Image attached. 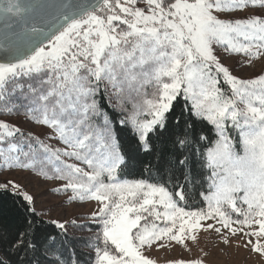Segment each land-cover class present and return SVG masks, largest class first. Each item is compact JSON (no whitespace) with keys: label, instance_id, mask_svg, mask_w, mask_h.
Wrapping results in <instances>:
<instances>
[{"label":"snow or ice","instance_id":"6c2138e0","mask_svg":"<svg viewBox=\"0 0 264 264\" xmlns=\"http://www.w3.org/2000/svg\"><path fill=\"white\" fill-rule=\"evenodd\" d=\"M245 11L253 14L220 15ZM221 47L249 63L264 57V0H0V112L22 111L63 145L0 121V159L6 168L65 181L56 191L71 190L70 202L98 203L92 264H154L145 247L195 241L209 219L233 235L264 237V74L233 75L216 55ZM101 91L134 137L127 152L101 107ZM179 98L189 119L181 112L170 123ZM197 120L212 126L215 139L197 130ZM165 137L173 151L161 153L157 174L179 169L193 184L198 165L208 182L201 192L207 211L181 206L183 186L172 191L159 180L126 178L137 152L154 153V141ZM9 186L33 205L14 181L0 189ZM51 223L60 234L43 238L45 264H78L62 259L72 245L65 224ZM254 225L258 230L244 231ZM14 246L39 250L32 222ZM253 251L264 255V245L257 241Z\"/></svg>","mask_w":264,"mask_h":264},{"label":"rangeland","instance_id":"374dc122","mask_svg":"<svg viewBox=\"0 0 264 264\" xmlns=\"http://www.w3.org/2000/svg\"><path fill=\"white\" fill-rule=\"evenodd\" d=\"M250 14L253 13L245 11L220 15L221 18H242ZM216 55L238 78L254 79L264 74V57L249 63L248 58L243 53H229L222 47L216 49ZM220 86L225 90L228 89V85L224 84L222 79ZM0 121L21 128L25 134L32 133L55 147H63L58 140L48 139V136L52 135L50 129L35 124L27 117H6L0 118ZM46 171L49 176L53 175L51 170L46 169ZM9 181H14L20 185L23 192L33 197L34 209L44 218L59 221L65 225L72 222L97 224L93 220L92 214L97 211L98 203L96 201L81 202L78 199L70 202L68 197L71 195V190L67 192L56 191L63 188L65 184L63 180L45 179L44 176L31 169H9L3 165V161L0 159V184H6ZM8 190H11L10 186ZM204 211H207V204ZM228 211L231 212L230 209ZM231 215L234 220L242 219L234 213ZM208 225H213V228L208 229ZM216 227H221L216 219L204 220L201 222V228L194 233L196 235L195 241L185 239L183 244H177L174 241H160L151 247H145L143 253L147 258L154 261V264H179V262L194 264L195 261H200L201 264H264V255L253 251V245L257 241L264 245V237L245 236L243 232H237L236 235H233L228 229L222 227L221 232L217 233ZM233 227L239 228L240 226L234 224ZM253 230H258V227L254 225L252 229H244L245 232ZM225 238L228 240L227 244L223 242ZM161 244H166V246L161 247Z\"/></svg>","mask_w":264,"mask_h":264},{"label":"trees","instance_id":"16d2710c","mask_svg":"<svg viewBox=\"0 0 264 264\" xmlns=\"http://www.w3.org/2000/svg\"><path fill=\"white\" fill-rule=\"evenodd\" d=\"M143 7V5H140ZM101 107L109 117L113 120L114 126L117 131V136L121 142L122 149L127 152L129 146L134 143L132 133L123 128L119 124L122 119L120 111L113 107L115 100L112 104L103 95L99 96ZM189 105L186 104L182 98H179L178 106L175 108L174 113L170 114V123H174L173 117H180L183 112L182 120L189 119L188 112ZM6 117H26L21 111L19 114L13 112L7 114L0 112V118ZM197 130H202L206 135L215 139V134L212 131V126L207 124L206 121H196ZM230 135L237 136V133L229 129ZM156 151L148 153L143 151L137 152V164L135 170L131 172L126 178L129 179H153L159 180L164 183L170 190H179L181 186L184 187L186 194V201H181L180 204L186 211H199L204 210L206 203L201 192H207V180L204 178V173L201 172L199 166L193 168V184H187L183 173L179 169L165 170L157 174L156 166L161 153L168 154L173 151L172 144L165 137L162 141H154ZM171 158V157H169ZM151 171V178L149 172ZM33 205H28L23 201L22 196L16 195L11 190L0 189V260H5L7 264H28L29 261L39 259L41 264H45L43 252V238L48 234L57 235L59 237L60 230L56 228L51 220L44 218L38 214ZM29 222L33 223L35 241L39 246V250L33 252L29 249L21 248L19 251L14 246V242L24 235L28 230ZM67 229V237L72 241L71 247L68 251L61 249L57 250V254L63 251L62 259L69 261L75 259L78 264H92L95 253L89 246V242L95 241V236L99 232V225L83 222V223H70L65 225ZM25 239L28 236L25 235ZM62 238V237H61ZM51 258H54L51 257Z\"/></svg>","mask_w":264,"mask_h":264},{"label":"water","instance_id":"95a60500","mask_svg":"<svg viewBox=\"0 0 264 264\" xmlns=\"http://www.w3.org/2000/svg\"><path fill=\"white\" fill-rule=\"evenodd\" d=\"M0 55H2V54H0Z\"/></svg>","mask_w":264,"mask_h":264}]
</instances>
